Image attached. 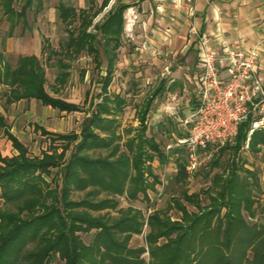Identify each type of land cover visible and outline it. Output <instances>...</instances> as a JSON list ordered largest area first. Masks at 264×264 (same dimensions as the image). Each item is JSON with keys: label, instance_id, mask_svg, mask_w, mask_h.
<instances>
[{"label": "trees", "instance_id": "obj_1", "mask_svg": "<svg viewBox=\"0 0 264 264\" xmlns=\"http://www.w3.org/2000/svg\"><path fill=\"white\" fill-rule=\"evenodd\" d=\"M111 1L103 0L97 9L94 4L77 8L60 2L57 17L66 25L68 39L60 50L50 48L45 64L36 55H26L12 65L0 52V98L5 108L30 99L61 113L82 112L88 105L92 118L89 127L84 122L80 133H52L36 125L50 137L51 148L32 156L0 112V132L18 152L13 156L0 153V264H53L55 260L64 264H264V216L263 222L256 220L259 204L254 195L259 188L257 174L244 168L241 160L248 139L249 152L264 151V129L249 136L252 115L241 124L234 142L213 154L211 169L221 166L223 156L229 158L204 192L208 203H203L200 193L185 188L190 178L187 154L174 148L170 155L185 153L186 157L176 159L177 172L169 186L178 187V197L172 196L168 208L176 209L181 217L173 219L160 209L145 217L134 206L120 208L119 198L131 202L142 195L149 201V190L156 191L163 184L152 163L158 160L164 165L170 155L155 136L147 135V115L157 96L165 93L167 81L161 80L145 100L139 127L127 130L130 136L122 143L117 115L123 112L126 99L111 95L109 87L130 5L117 0L97 20ZM42 4L43 0H0L10 34L20 23L26 27L28 12L35 6L39 11ZM84 54L92 57L98 69L104 66L105 75L101 100L87 96L81 106L48 91L46 67L58 69L55 82L64 85L70 77L66 60L72 62ZM99 149L107 153L90 154ZM77 192L85 196L75 199ZM109 209L119 215L103 212ZM81 234L90 235V242ZM140 235L144 244H132Z\"/></svg>", "mask_w": 264, "mask_h": 264}, {"label": "rangeland", "instance_id": "obj_2", "mask_svg": "<svg viewBox=\"0 0 264 264\" xmlns=\"http://www.w3.org/2000/svg\"><path fill=\"white\" fill-rule=\"evenodd\" d=\"M103 0H43L42 8L38 11L35 6L27 14V26L23 27L20 23L16 26L12 34H10L9 23L5 20L2 9L0 8V51L7 49V42H10V52L5 56L12 65H16L18 54H31L38 56L45 64V59L50 51V48L60 50L68 39L66 25H64L57 17L58 5L60 2L72 4L77 8H88L94 4L95 9L99 8ZM1 7V6H0ZM18 9V5H16ZM104 11L98 18L100 19ZM136 44V45H135ZM122 42V47L119 50L116 69L114 72L113 81L109 87L111 95L119 94L126 99V105L122 113L117 115V132L123 136L122 143L130 136L127 133L129 129H137L139 123V111L145 103V100L152 94L153 90L159 85L161 80H166V91L162 95H158L152 104L151 111L147 115V135L155 136L162 148L170 153L171 150L166 149L168 144L174 141V137L180 133L179 125L171 115V112H177L179 115H187L194 107L193 90L195 86V75L192 73V66L183 62L180 58H168L161 64H154L143 61L138 56L135 59L129 54L135 52V47L138 43ZM48 45L50 47H48ZM130 57V59H129ZM70 68L69 80L66 84L61 85L55 82L58 69L47 70V89L54 95L64 98L70 102L83 106L88 98H92L95 102L101 100L100 93L102 88L101 77L105 75V67L98 69L96 62L92 57L84 54L75 61H68ZM195 74V75H194ZM54 87L59 88L57 93L54 92ZM3 87L0 85V95ZM2 100L0 98V106ZM31 123L25 121V126H20L22 142L28 147L29 153L32 156H39L45 150L51 148L49 136L41 133V130L36 129V125L49 126L52 133H80L82 125L88 118L91 117L89 106H85V111L57 114V111L48 112L50 109H44L40 102L31 100ZM96 109L95 107L93 108ZM8 118L11 113H6ZM12 115V114H11ZM111 117V116H110ZM57 121L60 124H57ZM134 131L132 132V134ZM103 136H106L103 134ZM57 144V143H56ZM58 144H60L58 142ZM54 146V145H52ZM0 151L4 156H13V149L10 141L6 137L1 136L0 132ZM0 152V153H1ZM107 150L99 149L91 151L90 154L94 157L100 154H106ZM216 153V152H215ZM170 155V154H169ZM179 156L186 157L185 153L170 155L166 164H161L158 160L152 163L153 170L161 180L165 182L164 186L157 185L156 191L149 190L150 200L146 201L143 196L135 201H127L124 197L119 198L120 208L134 206L143 211L145 217H148L150 212L155 209L167 210L168 215L173 219H178L181 214L176 209H169L168 205L171 202L172 196L178 197L175 191L177 186L170 187V181L177 172L176 159ZM228 156H223L221 166L211 169L209 163L211 157L202 156L201 165L197 172L190 175V178L185 183V188L190 193H200L203 203H208L207 195L204 193L210 186L212 178L215 174H220L225 169ZM241 160L244 162V168L255 171L257 174L259 188L254 189V195L258 201V214L256 220L263 222L264 216V151L253 154L248 150L241 154ZM209 172L208 177L205 174ZM243 176L245 171H241ZM152 181V178L150 179ZM169 186V187H168ZM165 189V191H164ZM85 196L84 192L74 194L75 199H81ZM101 195L100 197H103ZM190 211H196V208L188 205ZM5 207V205H3ZM111 216H118V211L109 209L103 211ZM97 213V212H96ZM251 221V219H249ZM252 222V221H251ZM146 228V227H145ZM146 230V229H145ZM81 237L86 243L90 242V235L81 234ZM134 245L144 244L142 235L136 236ZM31 247V246H30ZM148 259V254L145 255ZM53 264H64L62 261L55 260Z\"/></svg>", "mask_w": 264, "mask_h": 264}, {"label": "crops", "instance_id": "obj_3", "mask_svg": "<svg viewBox=\"0 0 264 264\" xmlns=\"http://www.w3.org/2000/svg\"><path fill=\"white\" fill-rule=\"evenodd\" d=\"M116 1L112 0L107 9L109 10ZM124 2L130 7L125 13V35L122 42L138 43L135 52L129 54L131 58L135 59L138 56L143 61L154 64L166 62L168 58L174 60L180 58L192 66V73L198 72L200 57L195 44L196 39L189 34V29L194 24L202 34L210 37L216 49L218 39H223L233 48L255 50L259 59V75L264 84V0H124ZM132 20L133 24L130 23ZM10 50V42H7V49L3 48L0 52L6 55ZM26 55L31 54L24 55L20 52L18 59ZM31 100L35 99L21 100L7 108L0 106V112L5 116L10 131L21 142L22 133L19 125L24 127L25 121L31 123V106L28 105L31 104ZM42 106L44 109H50L49 113L52 110L57 111V114H64L52 107ZM6 113L12 115L10 114L8 118ZM57 124L60 123L57 121ZM41 127L53 131L49 126ZM1 136H4L3 131ZM10 143L12 145L11 141ZM12 149L13 155L18 154L13 146Z\"/></svg>", "mask_w": 264, "mask_h": 264}, {"label": "built area", "instance_id": "obj_4", "mask_svg": "<svg viewBox=\"0 0 264 264\" xmlns=\"http://www.w3.org/2000/svg\"><path fill=\"white\" fill-rule=\"evenodd\" d=\"M189 34L196 39L200 57V67L194 77L195 103L187 115L171 112L180 133L166 149H184L187 171L192 175L200 167L202 156L211 157L218 149L234 142L241 124L251 115L249 136L255 130L264 129V84L255 50L233 48L223 39H218L216 49L210 37L194 24ZM248 149L249 139L245 145V150ZM164 184L163 181L161 185Z\"/></svg>", "mask_w": 264, "mask_h": 264}, {"label": "water", "instance_id": "obj_5", "mask_svg": "<svg viewBox=\"0 0 264 264\" xmlns=\"http://www.w3.org/2000/svg\"><path fill=\"white\" fill-rule=\"evenodd\" d=\"M91 120H92L91 117L86 120L85 122L86 127H89L91 125Z\"/></svg>", "mask_w": 264, "mask_h": 264}]
</instances>
